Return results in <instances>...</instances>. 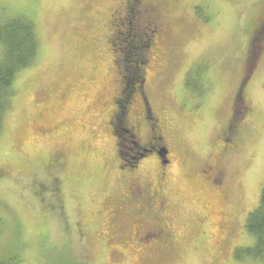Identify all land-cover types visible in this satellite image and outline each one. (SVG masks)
I'll list each match as a JSON object with an SVG mask.
<instances>
[{"label":"rangeland","instance_id":"obj_1","mask_svg":"<svg viewBox=\"0 0 264 264\" xmlns=\"http://www.w3.org/2000/svg\"><path fill=\"white\" fill-rule=\"evenodd\" d=\"M126 1L0 0V19H28L38 39L2 119L0 256L17 255V264H264L246 250L255 243L246 221L264 187V0H131L159 27L155 57L124 46L122 26L112 39L111 13ZM136 52L148 56L140 70L177 158L164 184L167 247L134 244L130 219L112 209L125 191L108 126L120 87L113 58L118 68L120 56ZM250 53L256 62L234 102ZM131 65L123 73L132 83L139 71ZM118 112L123 153L134 156ZM231 113L239 136L222 148ZM208 165L223 171L221 186L205 180Z\"/></svg>","mask_w":264,"mask_h":264},{"label":"flooded vegetation","instance_id":"obj_2","mask_svg":"<svg viewBox=\"0 0 264 264\" xmlns=\"http://www.w3.org/2000/svg\"><path fill=\"white\" fill-rule=\"evenodd\" d=\"M131 2V0H127L124 6L111 13L109 26L112 30V39L113 37L117 38L116 34H121L117 26H122L125 28L124 46L131 43L135 47L149 50L151 54L154 51L152 55L155 57L157 54L155 41L159 34V27H157L155 19L149 16L147 9L140 14L139 12L143 10L138 8L137 1L132 2V4L135 3L133 6H131ZM111 51L114 54L113 44ZM126 52L128 54V50ZM124 56L125 54L119 57L121 65L118 68L117 60L113 58L114 71L118 76L120 87L112 99L114 109L108 115V126L114 141L115 171L125 191L122 194V202L114 204L112 209L123 213L130 219L129 231L134 238V244L153 243L160 247H167L170 233L164 225V213L168 209L164 197V184L171 178L170 168L173 159L177 161L176 153L169 139L163 133V119L155 112L153 99L150 96L153 88L147 86L146 76L140 70L141 65L148 63V56H143L139 52L129 54L132 60H127V56L124 59ZM139 59L142 60L137 62ZM131 61L135 63L131 65ZM140 63L141 65H139ZM130 65V69H138L139 73L135 72L134 74L138 75L139 81L131 83L128 78L130 88L127 89L129 87L128 79L124 77L123 72ZM158 73L153 74L156 79L159 78ZM124 78H126L125 81ZM238 96L239 91L235 94L234 102L238 101ZM119 109H122L124 124L129 130L137 150L134 156L123 153L122 150L123 147H127L122 143V132L118 126ZM234 116L231 113L227 125L221 132L222 148L233 146L239 136L238 125L240 123H236L237 120ZM177 164L181 171L184 170L183 157H178ZM201 172L205 174V180H208L209 183L221 186L224 176L219 167L208 165L201 169Z\"/></svg>","mask_w":264,"mask_h":264},{"label":"trees","instance_id":"obj_3","mask_svg":"<svg viewBox=\"0 0 264 264\" xmlns=\"http://www.w3.org/2000/svg\"><path fill=\"white\" fill-rule=\"evenodd\" d=\"M0 45L3 47L0 58L1 131L3 114L10 107L13 80L20 69L33 62L38 52V39L33 23L24 17L0 19ZM240 89L242 90V84L237 91ZM246 229L255 238L253 248L246 250L252 258L264 259V187L258 207L248 215ZM18 262L17 255L13 257L0 256V264H17Z\"/></svg>","mask_w":264,"mask_h":264},{"label":"water","instance_id":"obj_4","mask_svg":"<svg viewBox=\"0 0 264 264\" xmlns=\"http://www.w3.org/2000/svg\"><path fill=\"white\" fill-rule=\"evenodd\" d=\"M250 55L252 56V58H250V60H248V66L246 68V73H247V76L243 78L241 84H242V87L243 85L246 83L249 75L251 74L252 70H253V67H254V63L256 62V57H255V53H250ZM241 95V89L239 91V96Z\"/></svg>","mask_w":264,"mask_h":264}]
</instances>
